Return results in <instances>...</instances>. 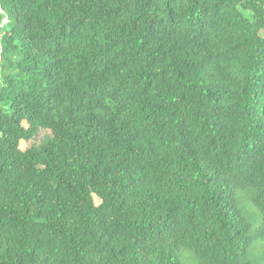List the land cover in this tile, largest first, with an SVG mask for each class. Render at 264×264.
I'll return each mask as SVG.
<instances>
[{"label": "trees", "instance_id": "1", "mask_svg": "<svg viewBox=\"0 0 264 264\" xmlns=\"http://www.w3.org/2000/svg\"><path fill=\"white\" fill-rule=\"evenodd\" d=\"M195 263L264 264V0H0V264Z\"/></svg>", "mask_w": 264, "mask_h": 264}, {"label": "rangeland", "instance_id": "2", "mask_svg": "<svg viewBox=\"0 0 264 264\" xmlns=\"http://www.w3.org/2000/svg\"><path fill=\"white\" fill-rule=\"evenodd\" d=\"M50 136H51L50 130H42L34 139L29 140V141L23 140L21 142V148L23 150H26V149L32 147L33 145H37V144L42 143L45 139H47Z\"/></svg>", "mask_w": 264, "mask_h": 264}]
</instances>
